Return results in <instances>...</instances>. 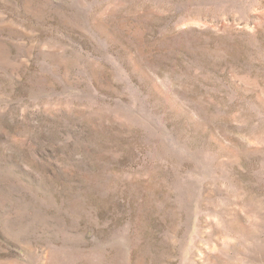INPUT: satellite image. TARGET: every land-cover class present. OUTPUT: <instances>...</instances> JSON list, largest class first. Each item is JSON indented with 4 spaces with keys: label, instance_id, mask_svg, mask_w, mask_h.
Instances as JSON below:
<instances>
[{
    "label": "rangeland",
    "instance_id": "rangeland-1",
    "mask_svg": "<svg viewBox=\"0 0 264 264\" xmlns=\"http://www.w3.org/2000/svg\"><path fill=\"white\" fill-rule=\"evenodd\" d=\"M0 264H264V0H0Z\"/></svg>",
    "mask_w": 264,
    "mask_h": 264
}]
</instances>
